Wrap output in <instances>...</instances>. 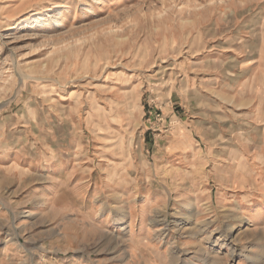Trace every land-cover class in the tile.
Segmentation results:
<instances>
[{"label":"rangeland","instance_id":"1","mask_svg":"<svg viewBox=\"0 0 264 264\" xmlns=\"http://www.w3.org/2000/svg\"><path fill=\"white\" fill-rule=\"evenodd\" d=\"M0 264H264V0H0Z\"/></svg>","mask_w":264,"mask_h":264},{"label":"bare ground","instance_id":"2","mask_svg":"<svg viewBox=\"0 0 264 264\" xmlns=\"http://www.w3.org/2000/svg\"><path fill=\"white\" fill-rule=\"evenodd\" d=\"M247 220H249V219H247ZM235 227L234 226H232V230L231 231H233V229H234Z\"/></svg>","mask_w":264,"mask_h":264}]
</instances>
